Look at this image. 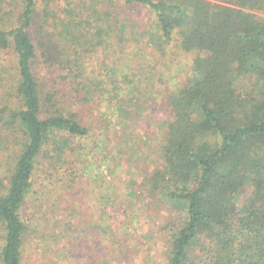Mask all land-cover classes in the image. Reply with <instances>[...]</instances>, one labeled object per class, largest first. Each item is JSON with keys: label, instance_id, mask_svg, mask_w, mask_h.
Masks as SVG:
<instances>
[{"label": "trees", "instance_id": "16d2710c", "mask_svg": "<svg viewBox=\"0 0 264 264\" xmlns=\"http://www.w3.org/2000/svg\"><path fill=\"white\" fill-rule=\"evenodd\" d=\"M14 1L0 0L3 264H22L23 211L42 159L53 166L70 150L74 166L86 163L105 144L99 117L111 110L129 121L138 108L137 86L126 102L125 66L106 80L95 77L79 52L111 38L117 55L129 51L126 42L137 33L119 21L123 6L152 13L161 51L177 34L183 50L198 53L194 77L169 94L164 167L151 177L188 214L173 235L169 264H264V0ZM137 32L150 45L148 32ZM85 106L92 112L84 120ZM247 186L249 204L239 212ZM197 245L206 251L194 255Z\"/></svg>", "mask_w": 264, "mask_h": 264}, {"label": "rangeland", "instance_id": "374dc122", "mask_svg": "<svg viewBox=\"0 0 264 264\" xmlns=\"http://www.w3.org/2000/svg\"><path fill=\"white\" fill-rule=\"evenodd\" d=\"M129 8H117L119 21L137 33L126 42V54L117 55L115 38L96 47L86 43L79 52L95 77L104 74L106 80L114 67L125 66L126 81L130 79L126 102L137 93V86L138 108L129 121L111 110L99 117L105 144L86 163L74 166L75 153L70 150L53 166L42 159L39 179L23 211L29 228L22 264H169L173 235L187 221L184 204L173 203L164 188L154 189L151 177L164 167L162 147L173 119L169 94L194 77L198 53L183 50L177 34L161 51L152 13L143 7ZM138 29L148 32L150 45ZM87 83L83 80L82 86ZM81 112L85 120L92 109L85 106ZM91 129L95 133L96 124ZM86 142L94 143L93 139ZM5 171L0 162V174ZM46 173L53 181L43 180ZM251 193L250 186L240 193L239 212L249 204ZM4 236L0 223V264ZM205 239L203 246H208L210 238ZM192 251L201 255L206 249L201 251L197 245Z\"/></svg>", "mask_w": 264, "mask_h": 264}]
</instances>
